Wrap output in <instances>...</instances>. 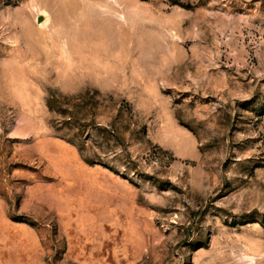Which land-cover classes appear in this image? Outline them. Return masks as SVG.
<instances>
[{"label": "rangeland", "instance_id": "1", "mask_svg": "<svg viewBox=\"0 0 264 264\" xmlns=\"http://www.w3.org/2000/svg\"><path fill=\"white\" fill-rule=\"evenodd\" d=\"M0 264H264V0H0Z\"/></svg>", "mask_w": 264, "mask_h": 264}, {"label": "water", "instance_id": "2", "mask_svg": "<svg viewBox=\"0 0 264 264\" xmlns=\"http://www.w3.org/2000/svg\"><path fill=\"white\" fill-rule=\"evenodd\" d=\"M41 20H42V17H39V18H38V21H41Z\"/></svg>", "mask_w": 264, "mask_h": 264}]
</instances>
